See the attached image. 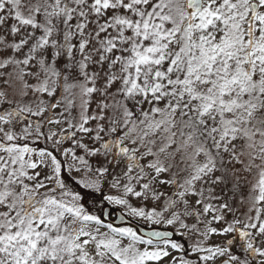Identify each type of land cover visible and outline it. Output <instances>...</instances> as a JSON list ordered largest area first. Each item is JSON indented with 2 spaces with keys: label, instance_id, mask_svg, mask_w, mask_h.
<instances>
[{
  "label": "snow or ice",
  "instance_id": "6c2138e0",
  "mask_svg": "<svg viewBox=\"0 0 264 264\" xmlns=\"http://www.w3.org/2000/svg\"><path fill=\"white\" fill-rule=\"evenodd\" d=\"M0 264H264V0H0Z\"/></svg>",
  "mask_w": 264,
  "mask_h": 264
},
{
  "label": "water",
  "instance_id": "95a60500",
  "mask_svg": "<svg viewBox=\"0 0 264 264\" xmlns=\"http://www.w3.org/2000/svg\"><path fill=\"white\" fill-rule=\"evenodd\" d=\"M113 220L117 224H120L121 223V221L119 220L118 214H116V215L113 216ZM132 223H134V222H132ZM141 226H143L145 229H147V226H144L142 224H141ZM157 227H159V226H157ZM160 230H163V229H160Z\"/></svg>",
  "mask_w": 264,
  "mask_h": 264
},
{
  "label": "rangeland",
  "instance_id": "374dc122",
  "mask_svg": "<svg viewBox=\"0 0 264 264\" xmlns=\"http://www.w3.org/2000/svg\"><path fill=\"white\" fill-rule=\"evenodd\" d=\"M140 224H142V225H144V226H147V225H145V224H144V222H143V221H140Z\"/></svg>",
  "mask_w": 264,
  "mask_h": 264
}]
</instances>
